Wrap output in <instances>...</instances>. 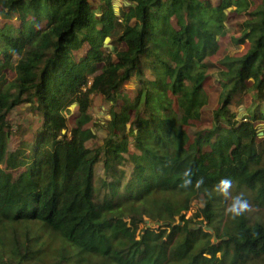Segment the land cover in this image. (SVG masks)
Segmentation results:
<instances>
[{
	"label": "trees",
	"instance_id": "1",
	"mask_svg": "<svg viewBox=\"0 0 264 264\" xmlns=\"http://www.w3.org/2000/svg\"><path fill=\"white\" fill-rule=\"evenodd\" d=\"M101 1L0 0V264H264V0ZM232 13L243 48L219 58Z\"/></svg>",
	"mask_w": 264,
	"mask_h": 264
},
{
	"label": "rangeland",
	"instance_id": "2",
	"mask_svg": "<svg viewBox=\"0 0 264 264\" xmlns=\"http://www.w3.org/2000/svg\"><path fill=\"white\" fill-rule=\"evenodd\" d=\"M91 2H93V9L99 13L100 8L98 7L99 5H103V2L101 0H91ZM102 2V3H101ZM219 2V0H212V4L216 5ZM114 3V7L117 13L121 12V11H128V7L125 4L124 0H113ZM260 4V0H252V5H251V9L256 8L258 5ZM248 19V16H244V15H238L236 13H232L230 14V16L228 17V19L226 20V25L228 27V31H227V35L223 36L221 38H219V53L218 56L219 58L224 57L227 54H232V55H237L239 53V51L243 48L242 46H236L232 43V36L234 35H239L240 31H241V24H243V22L245 20ZM5 22V20L0 16V26L3 25V23ZM15 22V21H13ZM134 22V20L132 21ZM2 24V25H1ZM105 47H102L100 44H92L90 42L85 43L81 50H73V54L75 57V60H78V54L81 56L82 54L84 55L86 52H93V51H98V50H102L104 48H111L112 49V43H110V40H107L106 43H104ZM125 46L124 43H121V47ZM108 50V49H107ZM16 58V57H15ZM14 61V60H13ZM207 62H209L208 58H206ZM215 69V68H214ZM214 69L212 68L211 73H215L216 69L214 71ZM16 77V71L13 69V67L10 69L9 74H7L6 76V81L10 82L11 80H13ZM214 87H213V91L210 88V92L212 93L211 96V100H210V106L209 109H204L203 112V120L201 121L200 127L204 128V126L209 125V120H210V111L211 108L214 106L215 102H216V96L218 95V91L220 90V86L216 82H214ZM122 91L127 92L129 95H134L135 92V80L133 82H127L124 86ZM215 98V99H214ZM253 99L255 100L256 98L253 96L252 97V93H249L247 96L244 97V104H240V103H235L232 106L233 111H239V115H245L246 111H245V107H248L251 102L253 101ZM237 102H240L239 100ZM262 104L264 105V102H262ZM74 109V107L72 108ZM90 113L92 115V120L91 122L88 124V128L90 127L91 129L94 130V132L96 133V137H94L93 139H91L88 142V146H92L94 144H101L103 142V137H105V135L107 134L106 130L100 126V123H104L106 120L111 118V111H110V103L106 102L103 98V96L101 95H94L93 96V106L90 110ZM71 116L73 114H70ZM69 115V116H70ZM11 118L14 122L16 123H24L26 125H33V128H36L39 125V121L38 119H36V117L31 113L28 112L27 110H18L15 109L12 114H11ZM71 122H74V119L71 120ZM259 124V123H258ZM258 127H260V132H262L260 134V137L264 136V132L262 131V129L264 128V124L260 123L258 125ZM18 138L17 137H13L12 143H11V147L15 148L18 145ZM98 174L100 176H102L103 174V166L100 165L98 168ZM202 206V202L200 199L196 200L193 205L192 208L186 213L187 217H190L199 207ZM264 217V215H263ZM156 226V225H155Z\"/></svg>",
	"mask_w": 264,
	"mask_h": 264
},
{
	"label": "water",
	"instance_id": "3",
	"mask_svg": "<svg viewBox=\"0 0 264 264\" xmlns=\"http://www.w3.org/2000/svg\"><path fill=\"white\" fill-rule=\"evenodd\" d=\"M107 40H109V38H107L106 41H107ZM73 107H74V105H72L70 108H73ZM261 133H262V132H260L259 134H261ZM147 222L149 223L150 226H155V225H156V226H160V225H161L160 222H151V221H147ZM205 229H206V230H210V231L212 230V228L207 227V226L205 227ZM215 241H216V238H215Z\"/></svg>",
	"mask_w": 264,
	"mask_h": 264
}]
</instances>
